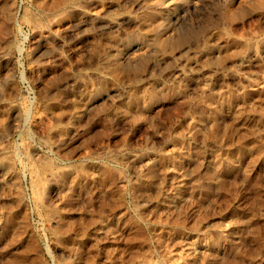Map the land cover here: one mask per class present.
<instances>
[{
    "label": "rangeland",
    "instance_id": "obj_1",
    "mask_svg": "<svg viewBox=\"0 0 264 264\" xmlns=\"http://www.w3.org/2000/svg\"><path fill=\"white\" fill-rule=\"evenodd\" d=\"M263 1L0 0V264H264Z\"/></svg>",
    "mask_w": 264,
    "mask_h": 264
},
{
    "label": "bare ground",
    "instance_id": "obj_2",
    "mask_svg": "<svg viewBox=\"0 0 264 264\" xmlns=\"http://www.w3.org/2000/svg\"><path fill=\"white\" fill-rule=\"evenodd\" d=\"M264 2V1H263ZM73 9V8H72ZM64 13V12H63ZM78 12L77 11H75V14H77ZM65 15V14H64ZM60 16H62V15H60ZM88 18V17H87ZM57 21V20H56ZM87 22V21H86ZM84 23V22H83ZM57 29V28H56ZM58 30H61V29H58ZM138 50V49H137ZM136 53V52H135Z\"/></svg>",
    "mask_w": 264,
    "mask_h": 264
}]
</instances>
